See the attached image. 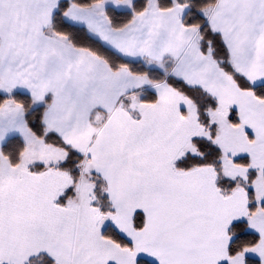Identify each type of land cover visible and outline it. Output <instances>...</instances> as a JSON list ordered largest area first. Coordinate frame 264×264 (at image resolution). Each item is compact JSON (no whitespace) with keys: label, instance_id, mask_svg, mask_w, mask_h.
<instances>
[{"label":"crops","instance_id":"1","mask_svg":"<svg viewBox=\"0 0 264 264\" xmlns=\"http://www.w3.org/2000/svg\"><path fill=\"white\" fill-rule=\"evenodd\" d=\"M60 1L0 0V93H27L36 106L51 97L44 114L47 131L84 154L87 166L105 181L115 210L110 222L130 240L133 251L101 237L108 224H99L100 213L90 200H80L79 186L66 206L57 204L71 185L68 175L54 170L35 174L29 171L34 164L23 166L31 132L22 111L9 101L0 108V147L17 135L26 150L18 167L0 160V264H27L39 253L49 254L57 264H135L137 257L160 264L223 263L224 249L215 239L206 243L173 224L174 214L190 210L189 193L205 190L199 173L204 168L175 169L182 151L190 147L198 117L189 118L181 99L185 97L166 82L153 83L126 68L113 71L91 52L53 33ZM114 2L115 9L129 11L134 0ZM108 7L105 0L89 8L71 5L65 18L125 58L160 63L172 75L204 89L218 100L219 108L237 111L240 126L255 142L257 136L264 140V102L241 90L211 54L201 52L199 30L183 23L186 8L174 2L173 8L161 10L148 0L143 13L117 30L106 15ZM208 15L235 69L253 85L264 84V0H218ZM140 87L151 89L157 102L143 104L138 97L128 106L120 102ZM97 111L103 119L94 125ZM43 146L39 143L32 150ZM233 194L223 196L221 214H228L225 209L229 214L238 211ZM137 212L145 218L142 230L134 226ZM254 248L246 249L253 253L245 255L242 264L246 258L263 264Z\"/></svg>","mask_w":264,"mask_h":264},{"label":"trees","instance_id":"2","mask_svg":"<svg viewBox=\"0 0 264 264\" xmlns=\"http://www.w3.org/2000/svg\"><path fill=\"white\" fill-rule=\"evenodd\" d=\"M102 1L61 0L54 13L50 30L58 36L66 37L75 48L91 52L103 60L111 70L118 71L121 68H126L131 74L146 76L153 83L166 82L179 94L192 101L196 106L198 122L209 130L210 139L193 138L191 143L199 154H186L179 158L175 162V169L181 172H189L196 168H212L215 172V185L222 196L228 197L236 189L241 188L248 202V217H253L259 211H264V202L261 204L256 202V194L252 187L256 177L255 171L251 170L249 172L247 180H231L223 173L221 162L223 153L221 148L214 142L218 137V128L210 118V112L216 111L220 106L216 98L202 88L189 85L184 80L172 75L170 71L165 72L152 68L142 60L125 58L104 45L100 40L92 37L85 27L71 24L65 18V14L71 5L89 8ZM217 2L218 0H178V4L186 8L183 23L187 27H194L199 30V48L204 55L211 54L213 60L241 90L251 92L257 99L264 102V84L253 85L235 69L222 38L210 28L206 17L203 15V10L214 7ZM147 6L148 0H134L132 10L121 11L110 6L106 9V15L111 26L119 30L127 27L136 15L147 9ZM173 6V0H158V7L161 10H169ZM135 97H138L141 103L147 105L157 102L156 94L149 88L137 89L121 98L120 102L128 106L131 99ZM9 101H12L22 111L26 125L32 134L44 141L45 144L64 150L67 153L66 159L57 165L46 166L38 163L29 167V171L35 174H40L46 170H54L69 176L71 185L58 196L56 201L58 205L66 206L68 201L75 195L76 186L82 178L83 168L87 161L85 155L68 145L56 133L47 131L44 124V114L51 103L50 96H47L42 104L36 106L33 97L27 93L21 91H13L10 95L0 93V108ZM183 114H186L184 110ZM228 119L235 127L241 125L238 113L233 108L229 109ZM246 134L251 142L254 141V136L249 131ZM25 150L26 143L22 137L10 136L0 147V160L4 158L10 166L18 167L21 164ZM234 163L239 166L250 167L251 159L248 156H243L236 158ZM89 172V179L94 187L92 191L93 200L90 202L91 208L103 215L113 214L115 210L110 201L105 181L91 170L90 166ZM133 222L136 229L142 230L145 225L144 215L140 212L135 213ZM227 235L230 239L227 246L228 258H234L246 249L255 247L260 241V236L249 230L247 219L232 222L227 228ZM101 237L112 241L121 248L133 251L130 240L111 222L103 230ZM27 264H57V261L49 254L39 253L33 256ZM135 264L160 263L146 257H137ZM221 264H229V261H224ZM245 264H261V262L258 259L246 258Z\"/></svg>","mask_w":264,"mask_h":264},{"label":"rangeland","instance_id":"3","mask_svg":"<svg viewBox=\"0 0 264 264\" xmlns=\"http://www.w3.org/2000/svg\"><path fill=\"white\" fill-rule=\"evenodd\" d=\"M114 1L116 0H105V3L112 7L115 6L116 3ZM149 2L151 5H158L157 0H149ZM174 2L179 5L178 0H174ZM212 8L214 7H209L202 11L208 22V13ZM144 62L152 68L156 67L160 68L162 71H168L163 68L164 65L160 63H153L147 60ZM238 72L240 73V71ZM146 78L149 79L148 77ZM141 88L146 87H140L139 89ZM181 99L184 101V107L186 108L185 111L188 112L189 118L198 117L195 104L183 97H181ZM124 105L126 106V104ZM228 113V111H225L222 108L210 112L211 121L218 128V138L217 140L215 139L214 142L221 148L223 153L221 158L223 173L231 180H247L249 172L251 170L255 171L256 177L252 187L256 194V202L261 204L264 202V140L257 136V141L255 142L254 139V142H251L246 134L248 131L247 128L245 126H233L229 122ZM101 119H103V114L100 111L95 112L93 124L97 125ZM30 135V138H27L29 151L24 156L22 163L24 167H28L35 163H44L48 166L49 164L56 165L66 159L67 153L64 150L51 148L40 141L34 134L31 133ZM195 137L210 139V132L197 122L196 130L195 133L191 135V140ZM191 140L189 149L186 148L183 150L179 158L186 154H197ZM39 143H42L45 148L33 152V147ZM243 156H248L251 159L250 167H243L234 163L236 158ZM199 173L204 177V193L200 192L199 194L196 193V195L193 192L189 193L191 196L189 201L190 210L188 212L186 210H180L178 213L174 214L173 224L180 226V230H187L190 237L205 240L206 243L210 239H215L218 246H220L222 250L224 249V252L222 253L226 256L225 261H229L232 264H242L245 255L252 254L253 250H246L234 262L232 258H228L226 248L230 239L227 235V228L236 220L247 219L251 225L250 229L260 236V242L256 245V248H254V251H256L264 264V211H259L257 213L258 215L256 214V217H248L247 207L245 206V193L241 188H238L233 194V197L239 204L238 211H236L235 214H229L225 209V212L228 214H221V211L223 210L221 203L226 202V198L220 196V193L215 187L214 170L212 168H204L200 170ZM89 178V165L87 166L86 162V165L83 168L82 178L76 186V188L79 186L78 191L81 201L90 200L91 202L93 200L92 191L94 187ZM110 220V215H103L101 213L97 215V221L101 226L109 224ZM187 226L189 227L188 229Z\"/></svg>","mask_w":264,"mask_h":264}]
</instances>
